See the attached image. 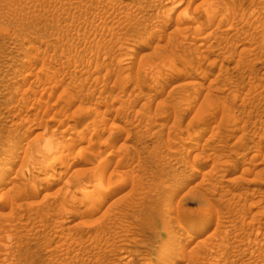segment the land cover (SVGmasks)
<instances>
[{
	"label": "rangeland",
	"instance_id": "374dc122",
	"mask_svg": "<svg viewBox=\"0 0 264 264\" xmlns=\"http://www.w3.org/2000/svg\"><path fill=\"white\" fill-rule=\"evenodd\" d=\"M0 264H264V0H0Z\"/></svg>",
	"mask_w": 264,
	"mask_h": 264
},
{
	"label": "bare ground",
	"instance_id": "6f19581e",
	"mask_svg": "<svg viewBox=\"0 0 264 264\" xmlns=\"http://www.w3.org/2000/svg\"><path fill=\"white\" fill-rule=\"evenodd\" d=\"M89 7V6H88ZM225 7V6H224ZM208 13H210V12H208ZM207 16H209V14L207 15ZM207 18H209V17H207ZM213 19V18H212ZM208 21H210L209 19H208ZM212 21V20H211ZM223 21V20H222ZM195 37V36H194ZM198 38V37H197ZM203 38V37H202ZM260 41V40H259ZM203 44V43H202ZM256 45H258V44H255V45H253L254 47L256 46ZM252 45H251V47H253ZM246 50H248L247 48H246ZM250 50V49H249ZM248 50V51H249ZM250 52V51H249ZM259 57V56H258ZM211 66V65H210ZM171 76V75H170ZM227 76V75H226ZM172 77V76H171ZM228 77V76H227ZM216 79V78H215ZM168 80V79H167ZM166 80V81H167ZM173 80V79H172ZM174 80H175V78H174ZM224 81V80H223ZM167 83H168V81H167ZM224 83V82H223ZM226 83H228L229 84V80H226ZM162 85V84H161ZM223 85V84H222ZM230 85H232V84H230ZM239 85V84H238ZM249 90V89H248ZM235 93V92H234ZM235 97V96H234ZM244 100V99H243ZM178 112V111H177ZM204 122V121H203ZM76 132V131H75ZM51 137V136H50ZM85 138V137H84ZM48 139V140H47ZM45 138V141H43V142H45V144H43L44 146L42 147V149H40V151H39V155H42L41 157H42V159H44V160H48L49 159V157L48 156H51L52 157V154L54 155L53 157L55 158V160H53V162H56L57 164H61V163H63L64 161H65V159H67V158H63L64 156L61 154V155H56V153L57 154H59L60 152H61V147H62V144H61V147L60 148H58L59 146H56L57 144V142L55 143V141L54 140H52V139H54L53 137H51V138ZM47 140V141H46ZM59 140V139H58ZM77 141H76V143H78V141H80V139L78 140V139H76ZM60 141V140H59ZM74 143H75V141H74ZM56 144V145H55ZM75 145V144H74ZM40 147V146H39ZM64 147V146H63ZM72 147V146H71ZM253 147V146H252ZM69 148H70V146H69ZM166 148H168V147H166ZM60 149V150H59ZM68 149V148H67ZM73 149V148H72ZM59 150V151H58ZM62 150H63V148H62ZM64 151V150H63ZM172 151V150H171ZM63 154L65 153V152H62ZM25 154V156H23V158L25 157V158H29V156H31V153L30 154H28V153H24ZM35 154V153H34ZM33 154V155H34ZM256 154V153H255ZM254 154V155H255ZM26 155L28 156V157H26ZM32 155V156H33ZM68 155V154H67ZM66 155V157H68ZM202 155V154H201ZM59 156V157H58ZM223 157V156H222ZM222 157H220L219 156V158H222ZM254 157V156H253ZM31 158V157H30ZM34 158V157H33ZM64 160H63V159ZM218 158V159H219ZM254 159V158H253ZM63 160V161H62ZM23 161V160H22ZM43 161V160H42ZM33 162H34V159H33ZM49 163V162H48ZM218 163H220V162H218ZM10 164V163H9ZM21 164H23V163H21ZM28 165V164H27ZM21 166V165H20ZM25 166V165H24ZM24 166H21V167H23L24 168ZM23 168H20L19 167V170L17 171V172H22L21 171V169H23ZM55 168H56V166H55ZM24 169H26V167L24 168ZM57 170V169H56ZM196 170V169H195ZM104 171V170H103ZM27 172V170H25V173H24V176H26V173ZM32 172V171H31ZM102 173V172H101ZM93 174V173H92ZM19 175V173L17 174L16 173V176H15V178L17 179V177H19L18 176ZM20 175H23V173L21 174L20 173ZM94 176H95V174H94ZM97 176V175H96ZM96 176L94 177L95 179H97L98 181L100 180L99 178H101V176H102V174H101V176L99 177V178H96ZM98 176H99V174H98ZM97 176V177H98ZM93 178V179H94ZM102 179V178H101ZM97 181V182H98ZM101 182H102V180H100ZM46 183H47V181H46ZM46 183H45V185H46ZM50 184L51 183H47V186H50ZM109 184V183H108ZM123 185H125L124 183H122ZM13 185V184H12ZM110 185V184H109ZM119 185H121V183L119 184ZM34 186V185H33ZM41 185H39V187H40ZM77 186V185H76ZM16 187V186H15ZM15 187H14V189H15ZM96 187V186H95ZM99 187V186H98ZM10 188V187H9ZM8 188V189H9ZM17 188V187H16ZM35 189H36V187H34ZM40 188H42V187H40ZM97 188V187H96ZM96 188H94V190H96ZM13 189V190H14ZM76 189V192H78V193H80L81 195H82V198L83 197H91L92 195H94L95 196V198H94V201H92L91 200V202L90 203H87V204H85V205H83V209L82 210H90V213L91 212H94V211H97L105 202H106V200L110 197V195H111V193L107 190V188H104L103 189V187H101L100 186V188L97 190V191H95L94 192V190L89 186V184L88 185H85L84 184V186H82V185H80V186H78L77 188H75ZM110 189V188H109ZM119 189V188H118ZM121 189V188H120ZM33 190V189H32ZM38 190V189H37ZM56 191V190H55ZM59 191V190H58ZM57 191V192H58ZM54 193V192H53ZM77 194V193H76ZM89 197V198H90ZM62 198V197H61ZM81 198V199H82ZM85 198H83L84 200H85ZM89 198H87V200L89 199ZM80 199V200H81ZM90 199H92V198H90ZM46 200V199H45ZM42 201V200H41ZM81 201H83V200H81ZM88 202V201H87ZM83 203V202H82ZM100 210V209H99ZM85 211V212H86ZM88 212V211H87ZM95 213V212H94ZM103 213H105V212H103ZM102 213V214H103ZM86 214V213H85ZM89 214V213H88ZM92 215V214H91ZM217 216V215H216ZM60 220V219H59ZM62 221V220H61ZM183 224V223H182ZM183 226H184V224H183ZM186 226V225H185ZM182 228V227H181ZM259 232V231H258ZM209 239V238H208ZM214 240V239H213ZM249 240V239H248ZM210 241V240H209ZM212 241V240H211ZM200 242H202V241H199V243ZM215 242V241H214ZM213 242V243H214ZM203 244H204V241L202 242ZM202 243H201V246H202ZM205 245V244H204ZM207 245V244H206ZM205 245V247H207ZM200 247V246H199ZM204 247V246H203ZM204 250H205V248H203ZM210 249V248H209ZM209 249H207V250H209ZM212 249V248H211ZM210 249V250H211ZM199 255V254H198ZM195 262V261H194ZM188 263V262H187Z\"/></svg>",
	"mask_w": 264,
	"mask_h": 264
}]
</instances>
